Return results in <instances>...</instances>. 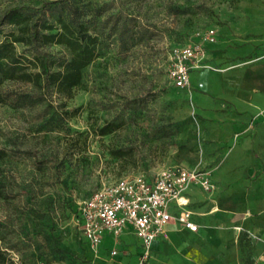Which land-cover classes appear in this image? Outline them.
Returning a JSON list of instances; mask_svg holds the SVG:
<instances>
[{
  "label": "rangeland",
  "instance_id": "obj_1",
  "mask_svg": "<svg viewBox=\"0 0 264 264\" xmlns=\"http://www.w3.org/2000/svg\"><path fill=\"white\" fill-rule=\"evenodd\" d=\"M20 6L34 18L83 22L98 35L99 53L71 98L29 82L2 83L0 264H138L132 240L104 239L94 251L80 238L75 213L102 182L122 174L149 176L183 165L213 177L231 151L213 135L228 132V123L206 117L197 99L208 94L220 105L223 89L264 90V43L245 54L229 52L244 45L238 38L244 33L231 25L249 20L245 29L254 28L264 0H0V20ZM14 28L0 27V41ZM210 28L218 40L208 45L213 69L192 72L191 92L176 87L168 78L172 49L200 42ZM16 48L25 51L22 44ZM41 48L56 62L69 58L61 45ZM110 122L118 127L98 133ZM209 194L194 195L201 229L160 240L163 248L150 254L151 264L250 261L243 232L239 250L229 249L230 241L224 249L226 240L208 232L201 206Z\"/></svg>",
  "mask_w": 264,
  "mask_h": 264
},
{
  "label": "crops",
  "instance_id": "obj_2",
  "mask_svg": "<svg viewBox=\"0 0 264 264\" xmlns=\"http://www.w3.org/2000/svg\"><path fill=\"white\" fill-rule=\"evenodd\" d=\"M255 21L257 23H254L255 26L251 29L244 27L245 23L250 22L249 20H241L238 25H231L232 28L237 26L239 32L244 33V37L238 36L240 40H243L244 45L237 51L230 48L229 52L245 54L251 50L253 44L264 43V15L256 17ZM209 44L211 43H206L205 61L211 64ZM204 70L206 69H198L199 73L206 72ZM203 87L205 88V85ZM223 90L219 98L220 105L213 104L208 99V94H205V97L199 96L197 99L198 109L206 117L228 123V132L214 133L213 136L220 139L223 147L231 146L226 161L213 172L211 178L218 185V189L209 194V201L202 203V214H204L208 232L219 234L226 240L223 242L224 249H228V241H230L229 249L239 250V235L243 232L252 246L251 264H264V90L258 89L254 94L238 93L236 89ZM226 106L229 108L225 109ZM235 124L239 132H234ZM197 191L203 192L198 187H192L186 194L187 208L192 211V220L198 225L197 231L182 227L177 221L172 220L166 226V236L178 237L183 230L195 233L201 229V213L192 208V204L197 200L194 196ZM225 202L228 206H223ZM178 212L179 209H175L173 214L176 215ZM166 236H160L153 242L151 254L155 255L160 248H163L160 240ZM104 239L115 243L109 234H105ZM124 240L134 242L138 251L139 264L141 242L131 228L126 229L121 235L119 241ZM218 263V259L217 262L207 261V264ZM147 264H151L149 259ZM227 264L246 263L240 260L229 261Z\"/></svg>",
  "mask_w": 264,
  "mask_h": 264
},
{
  "label": "built area",
  "instance_id": "obj_3",
  "mask_svg": "<svg viewBox=\"0 0 264 264\" xmlns=\"http://www.w3.org/2000/svg\"><path fill=\"white\" fill-rule=\"evenodd\" d=\"M203 40L187 41L172 49L168 78L178 88L192 91L191 74L198 69H213L205 61L206 43L217 40L216 30L207 29ZM199 88L203 83L198 84ZM192 187L213 193L218 185L209 172L175 165L163 168L154 175L121 176L102 182L79 205L74 223L80 238L95 251L105 234L118 242L131 228L141 242L139 264H147L153 242L166 236V226L177 221L182 227L197 231L192 211L187 208L186 194ZM175 209H179L174 215Z\"/></svg>",
  "mask_w": 264,
  "mask_h": 264
},
{
  "label": "trees",
  "instance_id": "obj_4",
  "mask_svg": "<svg viewBox=\"0 0 264 264\" xmlns=\"http://www.w3.org/2000/svg\"><path fill=\"white\" fill-rule=\"evenodd\" d=\"M3 26L15 28L6 32L0 41V103L5 100L1 91L4 80L29 82L71 98L74 90L82 84L84 69L98 57V35L78 20H67L62 15H57L54 21L34 18L28 7L20 6L5 12L0 20V27ZM17 44L24 45L25 51L19 53ZM54 44L68 50L67 60L56 62L41 50L43 45ZM117 127L110 122L98 133L106 135ZM116 154L120 156L121 151ZM121 176L125 174L118 177ZM246 264H251V261Z\"/></svg>",
  "mask_w": 264,
  "mask_h": 264
}]
</instances>
